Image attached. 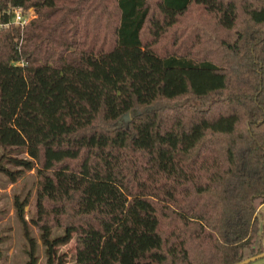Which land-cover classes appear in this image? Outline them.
Segmentation results:
<instances>
[{
    "label": "trees",
    "instance_id": "16d2710c",
    "mask_svg": "<svg viewBox=\"0 0 264 264\" xmlns=\"http://www.w3.org/2000/svg\"><path fill=\"white\" fill-rule=\"evenodd\" d=\"M0 148L43 264L72 238V264L264 252V0H0Z\"/></svg>",
    "mask_w": 264,
    "mask_h": 264
},
{
    "label": "rangeland",
    "instance_id": "374dc122",
    "mask_svg": "<svg viewBox=\"0 0 264 264\" xmlns=\"http://www.w3.org/2000/svg\"><path fill=\"white\" fill-rule=\"evenodd\" d=\"M8 154L21 157L22 154L4 151L0 148V167L13 171L15 179L10 182L9 177L0 170V264H24L27 260V251L30 243L28 237L35 239L36 245L33 254L36 256V264H43L44 257L40 242L37 238V230L30 224V216L34 214V182L33 170H25L19 165H12L6 159ZM26 200L23 208L26 234L22 225L17 220L13 211V199ZM262 230L254 241L253 247L261 244L264 248V215L260 218ZM61 233V229H52L50 235ZM55 254L61 255L62 264H72L74 257L73 238L63 245L54 247Z\"/></svg>",
    "mask_w": 264,
    "mask_h": 264
},
{
    "label": "built area",
    "instance_id": "2783aa9c",
    "mask_svg": "<svg viewBox=\"0 0 264 264\" xmlns=\"http://www.w3.org/2000/svg\"><path fill=\"white\" fill-rule=\"evenodd\" d=\"M11 17L10 22L22 26L24 25L32 16H34L33 10L31 8L23 9L19 6L10 7L9 9ZM8 23L5 22L3 25Z\"/></svg>",
    "mask_w": 264,
    "mask_h": 264
},
{
    "label": "water",
    "instance_id": "95a60500",
    "mask_svg": "<svg viewBox=\"0 0 264 264\" xmlns=\"http://www.w3.org/2000/svg\"><path fill=\"white\" fill-rule=\"evenodd\" d=\"M262 257H264V252L256 254V255L248 257V258H245V259L241 260L240 262H238L236 264H247V263H249L251 261H254V260H256L258 258H262Z\"/></svg>",
    "mask_w": 264,
    "mask_h": 264
},
{
    "label": "crops",
    "instance_id": "0c3cea01",
    "mask_svg": "<svg viewBox=\"0 0 264 264\" xmlns=\"http://www.w3.org/2000/svg\"><path fill=\"white\" fill-rule=\"evenodd\" d=\"M247 264H264V257L258 258V259L254 260V261H251V262L247 263Z\"/></svg>",
    "mask_w": 264,
    "mask_h": 264
}]
</instances>
